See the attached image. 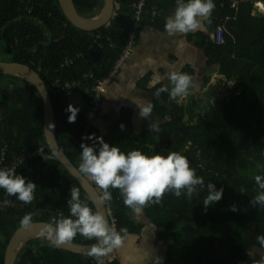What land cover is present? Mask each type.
I'll return each instance as SVG.
<instances>
[{
	"label": "trees",
	"instance_id": "obj_1",
	"mask_svg": "<svg viewBox=\"0 0 264 264\" xmlns=\"http://www.w3.org/2000/svg\"><path fill=\"white\" fill-rule=\"evenodd\" d=\"M72 1L85 17H93L102 5V0ZM136 2L119 0L109 26L84 32L67 21L56 0H0V43L9 47L4 52L10 56L8 62L31 67L45 82L55 114L58 145L76 168L80 163V144L95 142L93 122L101 111L103 97L119 74L121 63L130 56L140 32L145 27L165 31V17L175 9V0H147L135 29L132 5ZM214 2L211 22L205 21L204 31L190 35L205 57L199 93H192V89L185 104L169 100L168 93L156 95L161 86L171 88V83L166 80L148 88L152 77L148 73L137 81L135 91L154 94L151 114L146 117L150 122L135 132L134 112L121 106L104 140L125 153L140 150L148 156H167L178 152L188 158L190 166L205 181V187L198 186V193L191 198L166 193L159 204L145 206L140 214L148 223V234L154 243L164 249V256L159 258L163 264H264V246L257 241L258 236L264 235V209L249 204L258 193L255 175H264L260 171L264 169V12H253L254 5H264V0ZM219 29L220 40L216 35ZM66 59L73 63L62 67ZM118 63L106 91L96 92L93 88ZM179 72L191 75L196 82L197 73L189 65ZM213 73L234 85L227 97L211 103L209 88L204 90ZM72 82L78 86L69 90L64 87ZM74 94H79L85 107L98 97L100 108L92 122L81 110L74 123L68 122L66 109ZM203 95L207 97L205 101ZM42 117L38 91L18 77L0 75V147H8V162L23 151L40 153L37 159L16 170V174L37 185L30 204L0 189V199H9L16 205H0V264H4L5 248L22 227L20 221L26 214H32V224H49L61 215H69L66 202L71 187L79 188L81 200L95 211L77 181L50 152ZM153 127L158 131H152ZM87 128L91 129L87 137L92 136V140L82 138ZM208 182L217 189L223 187L224 194L205 212L202 203ZM109 191L112 200L107 204L116 229L126 228L128 236L139 235L143 222L125 207L119 190ZM233 204L237 212L229 210ZM71 242L91 245L95 240L78 234ZM98 258L33 239L26 243L15 264H96ZM159 259H151L148 264H161ZM107 264L119 262L111 259Z\"/></svg>",
	"mask_w": 264,
	"mask_h": 264
},
{
	"label": "clouds",
	"instance_id": "obj_2",
	"mask_svg": "<svg viewBox=\"0 0 264 264\" xmlns=\"http://www.w3.org/2000/svg\"><path fill=\"white\" fill-rule=\"evenodd\" d=\"M259 4L256 5L257 8ZM215 7L214 0H175L174 12L165 17L164 30L170 37L204 31L206 27L204 22H211L210 17ZM262 7L263 10L259 11L260 13L264 12V5ZM146 62L154 63L151 58ZM165 78L170 81L171 88L163 85L157 90L156 95L168 93L169 100L172 101L187 98L191 90L198 87L191 75L179 71H171L166 77L154 76L150 86L161 84ZM84 109L81 110L82 113ZM139 109L140 116L145 118L150 115L152 106L144 102ZM66 112L69 114L68 122L74 123L79 108L69 104ZM120 127L123 130L124 126L120 125ZM151 130L158 131L155 127ZM86 138L93 139L92 136L83 139ZM80 149L79 173L88 177L93 185L95 184L102 190L103 196L97 188L102 200L106 203L108 213L107 202L112 200V193L109 189L119 190L125 207L139 215L142 214L145 206L159 204L166 193H171L176 198L182 195L191 198L198 193V186L199 188L205 187L204 179L196 174L188 158L178 152H170L167 156L159 154L148 156L140 150L125 153L115 145L110 146L102 138H96L91 145L81 143ZM260 171L264 172V169ZM254 181L258 193L252 200H249V204L253 208L259 206L264 209V175H255ZM0 189L4 190L8 196H15L18 201L30 204L34 199L37 185L16 174L14 168H0ZM206 190L207 195L202 203L205 212L221 201L224 194L223 187L217 189L211 182L206 184ZM66 204L69 208V215L67 217L61 215L45 227L47 236L53 243L60 245L71 242L78 234L88 240L94 239L95 243L90 248V254L94 259L107 256L125 244L128 239L127 229L117 230L114 225H110L109 214L107 220L105 216L90 208L81 200L79 188L71 187L70 199ZM229 210L238 211L235 204L231 205ZM32 221V214L29 213L21 219L20 223L22 227L30 229ZM257 241L264 246V235L258 236ZM111 259H114V256L109 259V262ZM159 260L163 264L162 260Z\"/></svg>",
	"mask_w": 264,
	"mask_h": 264
},
{
	"label": "crops",
	"instance_id": "obj_3",
	"mask_svg": "<svg viewBox=\"0 0 264 264\" xmlns=\"http://www.w3.org/2000/svg\"><path fill=\"white\" fill-rule=\"evenodd\" d=\"M193 33L195 32L177 34L170 37L165 31L158 32L149 27L142 29L134 43L130 56L121 63L119 74L103 97L101 111L93 122L97 138L107 140L105 137L108 129L118 117V110L121 106L128 107L134 112L132 123L135 132L138 133L141 127L146 125L147 121L150 122L146 117L140 116L139 107L144 102L150 103L154 94L135 91L137 81L148 73H152V81L156 75L166 77L169 72L180 71L185 65H189L197 73L196 83L198 87L194 88L192 93H199L202 76L205 75L202 73V70L205 69V57L203 56V52L190 40V35ZM149 58L154 63L148 64L146 61ZM216 74L213 73L209 77L206 89L209 88L210 80L216 77ZM166 80L165 78L163 81ZM153 87L150 84L148 85V88ZM82 101L79 94H74L69 100L79 110L86 108L85 103ZM148 119L150 118L148 117ZM102 126L105 127L104 130H101ZM136 217L138 221L143 222V229L139 235L128 236L125 244L120 249L114 251V259L119 264H148V261L151 259L162 258L164 256V249L154 243L152 238L147 241L150 230L148 223L142 215L136 214ZM146 241L147 245L150 241L154 243L155 253H152V255H148L145 252L144 243Z\"/></svg>",
	"mask_w": 264,
	"mask_h": 264
},
{
	"label": "water",
	"instance_id": "obj_4",
	"mask_svg": "<svg viewBox=\"0 0 264 264\" xmlns=\"http://www.w3.org/2000/svg\"><path fill=\"white\" fill-rule=\"evenodd\" d=\"M61 13L67 21L78 30L84 32H93L102 27L109 26L110 21L115 16L113 0H102L99 18L93 20V17L80 15L72 0H56ZM0 75L18 77L28 84L32 85L39 93L43 107V134L48 148L63 168L77 181L82 190L85 192L95 211L105 216L108 220V210L105 201L102 200L101 194L94 187L91 180L85 175L79 173L66 154L60 149L55 132V114L49 92L45 82L39 74L31 67L8 61H0ZM53 125V126H52ZM47 224L33 223L30 229L21 227L10 238L4 252V264H15L16 259L26 243L33 239L48 240L50 243L62 250H66L79 255H91V245H81L73 242H66L60 245L53 243L47 236L45 227ZM38 235V236H37ZM45 241V240H44Z\"/></svg>",
	"mask_w": 264,
	"mask_h": 264
},
{
	"label": "built area",
	"instance_id": "obj_5",
	"mask_svg": "<svg viewBox=\"0 0 264 264\" xmlns=\"http://www.w3.org/2000/svg\"><path fill=\"white\" fill-rule=\"evenodd\" d=\"M146 1L147 0H137V2L132 5L133 10H134L133 26H134L135 29H137L139 27L140 15H141L142 8L144 7ZM113 3H114V9H116L118 7L119 0H113ZM153 15H155V11L153 12ZM216 35H217V38L219 40L222 38V32H221L220 29L217 31ZM97 37H99V35H97ZM72 63H73L72 60L66 59L61 66L62 67L69 66V65H72ZM118 66H119V63L114 66V69L107 76V78H105L104 80L99 82L93 88L96 92H105L106 91V87L110 83V81L113 79L114 75L116 74ZM55 85L56 86L59 85V80L55 81ZM77 86H78L77 82H72L70 84L66 83L64 85V87L67 88L68 90L71 89V88L77 87ZM99 108H100V104H99V99L97 97L95 99V101L92 103L91 106H87L84 109L83 116L87 119L88 122H92L95 119L96 113H97ZM89 131H90V129L87 128L84 131V133L82 135V138L87 137ZM39 155H40V153L36 152V151H28L26 153L23 151L14 160L8 162V147L4 145V146L0 147V168H4V169L14 168L15 170H17V168L20 165H22V164H24V163H26L28 161L37 159L39 157ZM0 205H7V206H10V207H15L16 206L15 203L12 202L9 199H4V200L0 199ZM108 214H109V219H110V225H114V227L116 228L115 219L112 218L110 212ZM114 251L112 253L108 254L107 256L99 257L98 260L96 261V264H107V262H109V259L113 256Z\"/></svg>",
	"mask_w": 264,
	"mask_h": 264
},
{
	"label": "rangeland",
	"instance_id": "obj_6",
	"mask_svg": "<svg viewBox=\"0 0 264 264\" xmlns=\"http://www.w3.org/2000/svg\"><path fill=\"white\" fill-rule=\"evenodd\" d=\"M102 6V5H101ZM101 7H98L95 11V15L96 13H98L100 11ZM259 8L256 7V5H254L253 8V12L254 15L255 14H262L263 12H259ZM94 15V16H95ZM8 45H6L5 43H0V60H5V61H9L10 56L8 54H5V51H8ZM216 77L212 78L210 80V85H209V91H210V102L213 103L215 102L216 99L219 98H225L228 96L229 94V89H231L233 87V82L226 80V78L222 75L216 74ZM207 89L204 90V92H206ZM203 100L205 101L207 99L206 95L202 96ZM187 101V98H181L178 100V102L180 104H185ZM151 114V113H150ZM105 127L102 126L101 130H104ZM251 172H253V170H250ZM150 235L147 236V241L150 239ZM147 241L144 243V247L146 249V254H151L155 253V247H154V243H152L150 241V243H148L147 245Z\"/></svg>",
	"mask_w": 264,
	"mask_h": 264
},
{
	"label": "bare ground",
	"instance_id": "obj_7",
	"mask_svg": "<svg viewBox=\"0 0 264 264\" xmlns=\"http://www.w3.org/2000/svg\"><path fill=\"white\" fill-rule=\"evenodd\" d=\"M258 6H259V10H260V11H261V10H263V7H262V6H263V4H262V3H261V4H259ZM99 12H100V11H99ZM99 12H98V13H96V15H97V16H95V18H93V20H96V19H98V18H99V15H100V13H99ZM37 236H38V235H37ZM44 240H45V241H48V240H46L45 238H44ZM48 243H49V244H51V243H50V241H49ZM51 245H52V244H51Z\"/></svg>",
	"mask_w": 264,
	"mask_h": 264
}]
</instances>
